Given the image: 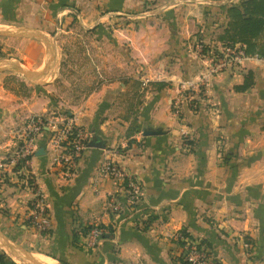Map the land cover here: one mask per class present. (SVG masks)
Segmentation results:
<instances>
[{
	"label": "crops",
	"instance_id": "crops-1",
	"mask_svg": "<svg viewBox=\"0 0 264 264\" xmlns=\"http://www.w3.org/2000/svg\"><path fill=\"white\" fill-rule=\"evenodd\" d=\"M239 1L0 0V45L19 46H0V159L29 116H75L90 132L69 178L54 165L49 128L36 138L32 170L52 219L46 234L23 220L15 179L0 181L4 264H187L173 239L183 229L216 263L264 264V63L221 72L195 110L171 108L178 81L223 47L227 9ZM71 28L82 32L80 56L92 70L81 91L64 97L57 35ZM248 71L251 87L235 90ZM45 73L51 79L35 81ZM111 156L141 187L121 214L108 203L113 195L124 205L125 188L98 173ZM93 225L104 234L89 245Z\"/></svg>",
	"mask_w": 264,
	"mask_h": 264
},
{
	"label": "built area",
	"instance_id": "built-area-1",
	"mask_svg": "<svg viewBox=\"0 0 264 264\" xmlns=\"http://www.w3.org/2000/svg\"><path fill=\"white\" fill-rule=\"evenodd\" d=\"M202 45H199V51ZM204 68L196 76L179 80L176 86L177 95L172 101V111L177 113L181 104L195 108L200 96L207 94L209 82L221 72L243 65L245 60H255L264 63V58L258 54L248 55L243 45H223L220 50L210 49L203 55ZM49 128L48 147L54 152V165L60 166V171L67 178L71 177L77 168L78 159L86 148L90 132L76 122L75 116L59 115L52 120L42 116H29L20 128L14 130V146L6 157L0 159V181L15 179V193L25 197L26 211L24 221L28 226L43 234L52 228L50 205L47 195L32 170V160L36 150V138ZM123 151V150H120ZM117 154V150L114 152ZM125 155V153H123ZM98 173L112 179L117 185L124 187L126 200L110 196L109 207L115 214H121L125 209L135 204L141 195V187L134 176L128 172L122 162L112 156L101 162ZM103 230L98 225L89 229L86 239L89 245L98 244ZM173 239L180 243V257L187 264H219L209 254L207 248L195 239L183 237L179 233Z\"/></svg>",
	"mask_w": 264,
	"mask_h": 264
},
{
	"label": "trees",
	"instance_id": "trees-1",
	"mask_svg": "<svg viewBox=\"0 0 264 264\" xmlns=\"http://www.w3.org/2000/svg\"><path fill=\"white\" fill-rule=\"evenodd\" d=\"M227 15L229 21L221 38L222 42L225 45L240 43L243 45L246 54H258L264 58V0H240L238 3L229 6ZM252 84V72L248 71L243 83L234 88L237 91H244ZM157 85L164 84L159 82ZM261 128L264 129V122ZM179 234L195 239L184 229L179 231ZM183 243L180 242L179 244L183 245ZM199 244L204 245V242L201 241ZM5 259L6 254L0 250V264H4Z\"/></svg>",
	"mask_w": 264,
	"mask_h": 264
},
{
	"label": "rangeland",
	"instance_id": "rangeland-1",
	"mask_svg": "<svg viewBox=\"0 0 264 264\" xmlns=\"http://www.w3.org/2000/svg\"><path fill=\"white\" fill-rule=\"evenodd\" d=\"M76 29L77 28H71L69 32L63 33L59 37L57 35V45L61 52H65V55H63V65L61 66L62 70L57 75V82H59L60 85H63L64 89L62 90L60 88V89H56V91L58 90L62 91L63 94L61 93V95H64V97H68V95H70L72 92L81 91V89L79 90L76 87L77 83L80 81V79L83 80L84 78H88V76H84V74H86L87 72L89 73L92 70V64L89 62V60L87 59L85 60L84 58L80 56L81 51L85 48V46L83 42L80 40L81 38L80 36L82 32ZM2 42L4 45H0V46L4 49L6 48L7 50H10V49L13 50L14 46L15 47L18 46L17 42H13V41L8 42L7 40L2 41ZM89 44L92 47V43H89ZM21 47H25V45L21 44ZM52 75L48 77H46L47 76L46 75L45 77L36 79L35 81L49 80L51 79ZM201 97L203 96L201 95L200 98ZM197 108H199L198 104H196L195 108H190V109L195 110ZM18 128H20V126L15 128V130ZM0 135H3V134L0 133ZM23 220H24V216H23ZM26 225L28 226V224ZM34 231L38 233L39 235L43 234L41 232H37L36 230Z\"/></svg>",
	"mask_w": 264,
	"mask_h": 264
},
{
	"label": "water",
	"instance_id": "water-1",
	"mask_svg": "<svg viewBox=\"0 0 264 264\" xmlns=\"http://www.w3.org/2000/svg\"><path fill=\"white\" fill-rule=\"evenodd\" d=\"M26 264H41V263H37V262H27Z\"/></svg>",
	"mask_w": 264,
	"mask_h": 264
},
{
	"label": "bare ground",
	"instance_id": "bare-ground-1",
	"mask_svg": "<svg viewBox=\"0 0 264 264\" xmlns=\"http://www.w3.org/2000/svg\"><path fill=\"white\" fill-rule=\"evenodd\" d=\"M25 68H26V67H25ZM46 73H47V72H46ZM46 73H45L43 76H45V75H46ZM41 259H44V261H45V260H47V259H46V258H44V257H43V258L41 257ZM45 262H47V261H45Z\"/></svg>",
	"mask_w": 264,
	"mask_h": 264
}]
</instances>
